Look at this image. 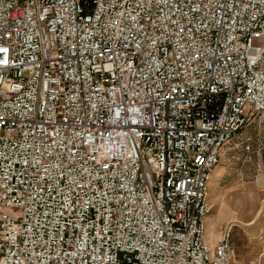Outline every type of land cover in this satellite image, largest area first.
Returning a JSON list of instances; mask_svg holds the SVG:
<instances>
[{
	"label": "built area",
	"instance_id": "built-area-1",
	"mask_svg": "<svg viewBox=\"0 0 264 264\" xmlns=\"http://www.w3.org/2000/svg\"><path fill=\"white\" fill-rule=\"evenodd\" d=\"M263 120L264 0H0V264H236L211 182Z\"/></svg>",
	"mask_w": 264,
	"mask_h": 264
},
{
	"label": "rangeland",
	"instance_id": "rangeland-1",
	"mask_svg": "<svg viewBox=\"0 0 264 264\" xmlns=\"http://www.w3.org/2000/svg\"><path fill=\"white\" fill-rule=\"evenodd\" d=\"M251 150L245 149L247 139ZM264 120L251 122L222 152L211 183L207 242L231 227L236 264H264Z\"/></svg>",
	"mask_w": 264,
	"mask_h": 264
},
{
	"label": "crops",
	"instance_id": "crops-1",
	"mask_svg": "<svg viewBox=\"0 0 264 264\" xmlns=\"http://www.w3.org/2000/svg\"><path fill=\"white\" fill-rule=\"evenodd\" d=\"M215 175H218V171H217V172H215Z\"/></svg>",
	"mask_w": 264,
	"mask_h": 264
},
{
	"label": "bare ground",
	"instance_id": "bare-ground-1",
	"mask_svg": "<svg viewBox=\"0 0 264 264\" xmlns=\"http://www.w3.org/2000/svg\"><path fill=\"white\" fill-rule=\"evenodd\" d=\"M214 175H215V173H214ZM214 175H213V178H214ZM212 183V182H211Z\"/></svg>",
	"mask_w": 264,
	"mask_h": 264
}]
</instances>
